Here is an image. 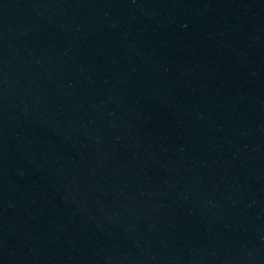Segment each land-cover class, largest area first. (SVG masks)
Segmentation results:
<instances>
[{"label": "water", "instance_id": "obj_1", "mask_svg": "<svg viewBox=\"0 0 264 264\" xmlns=\"http://www.w3.org/2000/svg\"><path fill=\"white\" fill-rule=\"evenodd\" d=\"M0 264H264V0H0Z\"/></svg>", "mask_w": 264, "mask_h": 264}]
</instances>
